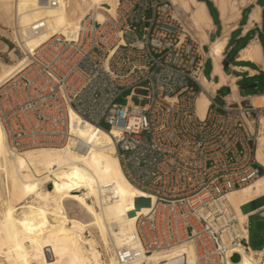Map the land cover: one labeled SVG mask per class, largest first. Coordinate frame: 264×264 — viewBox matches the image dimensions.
Returning <instances> with one entry per match:
<instances>
[{"label":"built area","instance_id":"built-area-1","mask_svg":"<svg viewBox=\"0 0 264 264\" xmlns=\"http://www.w3.org/2000/svg\"><path fill=\"white\" fill-rule=\"evenodd\" d=\"M106 6L91 8L76 35L55 34L30 52L26 66L0 85V129L23 149L63 145L89 122L118 128L127 176L155 195L136 224L144 250L194 246L195 264H229V252L245 238L225 201L264 174L256 153L264 107L252 96L229 101L204 87L206 52L223 35L205 50L172 0ZM43 26L37 21L33 30ZM9 49L0 48V58ZM204 92L210 101L200 114ZM255 210L249 217H264Z\"/></svg>","mask_w":264,"mask_h":264},{"label":"bare ground","instance_id":"bare-ground-1","mask_svg":"<svg viewBox=\"0 0 264 264\" xmlns=\"http://www.w3.org/2000/svg\"><path fill=\"white\" fill-rule=\"evenodd\" d=\"M172 2L188 18L187 31L192 34L195 30L200 41H209L213 24L206 3ZM214 2L226 29L224 36L212 43V50L206 52L207 59L214 58L215 72L221 75L220 84L202 77L204 87L212 91L228 80L220 69V54L233 27L229 24L239 18L241 7L248 1ZM117 3L118 0H60L58 6L52 7L38 0H0V20L12 26V37L23 53L19 55L17 48H10L11 61L0 58V85L23 69L29 53L55 34L76 35L91 8L109 5L113 11ZM259 18L260 8H255L251 25ZM40 20L44 26L33 30L34 23ZM258 47L252 42L242 56H252ZM0 48L6 51L8 44L0 40ZM238 97L233 82L228 99L237 101ZM209 101L205 92L199 96L200 114H204ZM252 101L264 107V94L253 96ZM72 119H79L76 113H72ZM262 125L256 153L264 167V116ZM75 132L76 138L63 145L18 149L0 129V264H195L194 246L147 253L136 238L137 220L151 208L155 195L127 176L114 137L119 129L110 131L89 122ZM263 196L264 174L227 194L225 204L236 213L238 231L245 238L229 252V264H264V245H251L250 218L242 209V205ZM255 211H264V205Z\"/></svg>","mask_w":264,"mask_h":264},{"label":"crops","instance_id":"crops-1","mask_svg":"<svg viewBox=\"0 0 264 264\" xmlns=\"http://www.w3.org/2000/svg\"><path fill=\"white\" fill-rule=\"evenodd\" d=\"M208 9V13L211 17L213 28L209 32V41L202 42L204 49H208V45L213 39L224 36L225 23L222 19V13L214 0H203ZM248 2L241 7V14L239 18L232 21L229 25L233 26L230 29L229 36L227 38V44L224 52L219 58L220 69L227 76V82L222 83L217 87L219 99L228 96L232 93V83L237 86L238 100L244 101L250 96H256L264 94V92H257V90L264 83V2L262 0H247ZM255 8H260V18L254 21L251 25V15ZM212 9L217 12V19L212 13ZM247 11V15L245 13ZM233 23V24H232ZM236 34L237 42L245 41L235 51V44L232 45L231 41L233 35ZM257 43L258 50L252 54V56L244 57L243 52L252 43ZM216 62L214 59H207L205 62V77L207 80H211L217 83H221V75L219 72H215ZM209 70V74L206 71ZM232 81V82H231ZM246 89L253 90V92H244ZM230 100V99H228ZM233 101V100H230ZM264 205V204H263ZM262 206V205H261ZM259 206V207H261ZM258 208V207H257ZM252 211V210H251ZM253 214H250V220Z\"/></svg>","mask_w":264,"mask_h":264},{"label":"rangeland","instance_id":"rangeland-1","mask_svg":"<svg viewBox=\"0 0 264 264\" xmlns=\"http://www.w3.org/2000/svg\"><path fill=\"white\" fill-rule=\"evenodd\" d=\"M262 2H264V0H262ZM212 13L215 16V18L217 19V12L214 9H212ZM246 15H247V11L245 13V16ZM186 18L187 17H185V15H184L185 27L188 28V21L189 20H188V18L187 19ZM11 28H12V26H10L8 24H5L3 21L0 20V40H2L5 43L9 44L11 49L12 48H17L16 52L19 55H22L23 53H22L21 49L18 48V45H17L16 41L12 37ZM194 31L195 30H192L193 37L195 39L199 40V37L197 36L196 31L195 32ZM244 43H245L244 40L240 41V42H237L236 34L233 35L231 44L232 45L235 44V51L240 46H242ZM2 48H4V47H2ZM4 57L5 58L3 60H5L6 62H10L11 61V58H10L9 55L6 54ZM206 74H209V70L206 71ZM137 92L138 93H143V94L145 93V91H143V90H138ZM244 92H253V90L246 89ZM257 92H264V83L257 90ZM120 101L124 102L125 100L124 99H120ZM134 101L136 103L140 102L138 97H134ZM145 102H146L145 100L142 101V103H145ZM263 204H264V196L254 200V201H251V202L247 203L246 205H243L242 209H243L244 212H249V211H251V210H253V209H255V208H257V207H259V206H261ZM251 221H252V234H251V237H250V243H251V245L253 247L260 248V247H262L264 245V217H261L259 214H254L251 217ZM235 259H237V256L235 257Z\"/></svg>","mask_w":264,"mask_h":264},{"label":"trees","instance_id":"trees-1","mask_svg":"<svg viewBox=\"0 0 264 264\" xmlns=\"http://www.w3.org/2000/svg\"><path fill=\"white\" fill-rule=\"evenodd\" d=\"M251 221V220H250ZM250 234H252V221H251V229H250Z\"/></svg>","mask_w":264,"mask_h":264}]
</instances>
